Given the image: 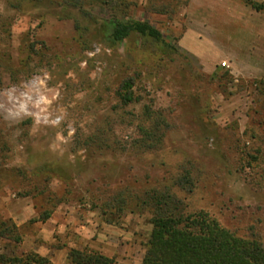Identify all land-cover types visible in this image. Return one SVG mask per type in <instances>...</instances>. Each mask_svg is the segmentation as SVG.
I'll return each mask as SVG.
<instances>
[{"label": "rangeland", "instance_id": "1", "mask_svg": "<svg viewBox=\"0 0 264 264\" xmlns=\"http://www.w3.org/2000/svg\"><path fill=\"white\" fill-rule=\"evenodd\" d=\"M249 1L0 0V220L21 237L0 239V257L67 247L73 264L71 244L140 256L146 194L164 187L264 245V11ZM112 17L163 42L110 46ZM186 171L191 191L175 185Z\"/></svg>", "mask_w": 264, "mask_h": 264}, {"label": "trees", "instance_id": "2", "mask_svg": "<svg viewBox=\"0 0 264 264\" xmlns=\"http://www.w3.org/2000/svg\"><path fill=\"white\" fill-rule=\"evenodd\" d=\"M13 3L14 0H7ZM20 1V0H16ZM256 11H264V4L250 0ZM77 27V26H76ZM101 35L110 46L121 43L131 36H140L163 42L159 30L147 21L128 18H109L100 24ZM133 81L124 80L120 85L119 98L127 104L135 101ZM144 139L159 141L161 135L154 128L140 127ZM153 147V146H152ZM175 185L191 191L193 182L186 171L175 177ZM152 209L151 231L145 243L140 264H264V245L259 236L250 233L241 236L220 224L207 212H188L185 203L164 187L146 194L144 201ZM51 211L42 214V220ZM20 242L16 225L10 220H0V239ZM69 258L73 264H113L114 260L100 253L71 249ZM2 264H49V260L30 253L24 257L1 256Z\"/></svg>", "mask_w": 264, "mask_h": 264}, {"label": "crops", "instance_id": "3", "mask_svg": "<svg viewBox=\"0 0 264 264\" xmlns=\"http://www.w3.org/2000/svg\"><path fill=\"white\" fill-rule=\"evenodd\" d=\"M86 243H88V242H86ZM70 247H72V249L73 248L80 249V248H77L76 245H73V244H71ZM65 248L66 249H64L62 252H60L59 250H56V251L54 250L51 252L48 251V253L45 257H47L53 264H70L71 262H69L67 259L68 248L67 247H65ZM88 249H89V251L98 252V253H101L107 257H113L114 255H116L115 262L113 264H123V263L126 264V262L129 260V256L132 258H134V257L137 258L138 260H140V263H141V260H142L143 254H144V251L142 249L140 256H139L138 252L136 253V256H133V253H132L133 250L130 252V250H128L127 247L120 248V246L118 247L117 245H116L117 251H114L112 253H109L106 250H103L102 248L99 247L98 244H96L94 246L90 245ZM35 251H36V253H40L39 250H35ZM127 264H128V262H127Z\"/></svg>", "mask_w": 264, "mask_h": 264}, {"label": "built area", "instance_id": "4", "mask_svg": "<svg viewBox=\"0 0 264 264\" xmlns=\"http://www.w3.org/2000/svg\"><path fill=\"white\" fill-rule=\"evenodd\" d=\"M225 64V63H224Z\"/></svg>", "mask_w": 264, "mask_h": 264}]
</instances>
